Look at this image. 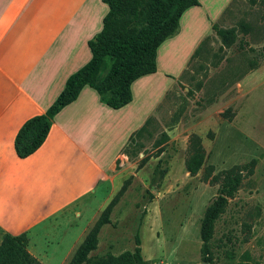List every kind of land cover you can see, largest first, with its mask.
Instances as JSON below:
<instances>
[{"label": "rangeland", "instance_id": "obj_1", "mask_svg": "<svg viewBox=\"0 0 264 264\" xmlns=\"http://www.w3.org/2000/svg\"><path fill=\"white\" fill-rule=\"evenodd\" d=\"M212 25L230 31L227 44L212 30L201 41L77 220L80 244L112 201L88 257L132 252L137 235L147 264H203L199 223L219 183L207 181L238 166L240 185L213 226L211 264H264V0H231ZM191 135L204 153L194 176L184 169Z\"/></svg>", "mask_w": 264, "mask_h": 264}, {"label": "crops", "instance_id": "obj_2", "mask_svg": "<svg viewBox=\"0 0 264 264\" xmlns=\"http://www.w3.org/2000/svg\"><path fill=\"white\" fill-rule=\"evenodd\" d=\"M197 1L179 17L175 35L158 46L155 72L131 83L127 105L112 110L84 86L53 117L43 144L19 159L17 130L42 114L88 62L87 41L100 31L107 6L100 0H0V241L25 233L26 251L39 264L68 263L79 245L77 220L109 187L120 149L231 0Z\"/></svg>", "mask_w": 264, "mask_h": 264}, {"label": "trees", "instance_id": "obj_3", "mask_svg": "<svg viewBox=\"0 0 264 264\" xmlns=\"http://www.w3.org/2000/svg\"><path fill=\"white\" fill-rule=\"evenodd\" d=\"M100 1L107 6V13L102 18L100 31L87 41L90 59L65 80L62 91L42 114L28 118L19 127L13 140V150L17 158L28 157L43 144L53 117L73 102L84 86L93 89L99 102L112 110L127 105L131 100V83L141 76L155 72L158 46L175 35L183 11L198 5L197 0ZM211 30L227 44L230 31L218 29L214 25ZM141 130L142 126L132 132L127 141L129 142L133 133L138 134ZM203 158L200 139L191 135L188 140V154L184 160L185 171L194 176L200 169ZM252 164L253 161L249 163L247 173H251ZM241 171L238 166H233L219 172L210 180L209 173L203 177V180H208V184L219 181L216 196L205 208L199 223V251L203 264L212 262L209 242L213 226L224 212L227 200L237 191L242 178ZM111 205L112 201L101 212L67 264H147L139 254L140 241L137 235L133 239L132 252L124 251L117 256L107 254L97 258L88 257L96 248L99 229L109 223ZM26 243L25 233L13 237L3 236L0 241V264H39L26 251Z\"/></svg>", "mask_w": 264, "mask_h": 264}]
</instances>
